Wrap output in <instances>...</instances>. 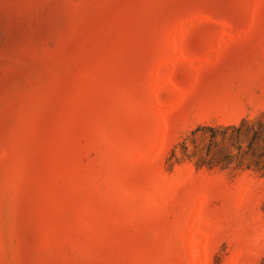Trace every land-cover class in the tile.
<instances>
[{"label":"rangeland","instance_id":"1","mask_svg":"<svg viewBox=\"0 0 264 264\" xmlns=\"http://www.w3.org/2000/svg\"><path fill=\"white\" fill-rule=\"evenodd\" d=\"M263 172L264 0H0V264H264Z\"/></svg>","mask_w":264,"mask_h":264},{"label":"trees","instance_id":"2","mask_svg":"<svg viewBox=\"0 0 264 264\" xmlns=\"http://www.w3.org/2000/svg\"><path fill=\"white\" fill-rule=\"evenodd\" d=\"M260 170H262V169H260ZM261 177L264 178V172L261 174ZM263 212H264V204H263Z\"/></svg>","mask_w":264,"mask_h":264}]
</instances>
